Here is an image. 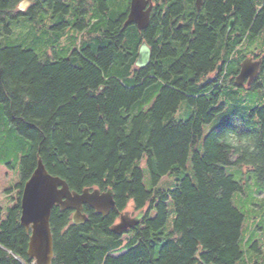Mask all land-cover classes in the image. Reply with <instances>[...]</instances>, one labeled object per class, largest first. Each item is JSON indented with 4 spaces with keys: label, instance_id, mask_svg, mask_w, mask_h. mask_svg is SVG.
I'll use <instances>...</instances> for the list:
<instances>
[{
    "label": "trees",
    "instance_id": "1",
    "mask_svg": "<svg viewBox=\"0 0 264 264\" xmlns=\"http://www.w3.org/2000/svg\"><path fill=\"white\" fill-rule=\"evenodd\" d=\"M22 1L0 0V35H10L12 24L23 18L59 20L53 27L58 31L75 20V27L83 31L91 26L81 24V17L89 15L96 26L105 16L106 28L98 44L64 57L0 45L1 111L30 143L21 160L18 201L6 219H0V264H34L27 256L30 234L20 224V200L38 159L71 191L111 190L115 202L107 216L84 206L87 220L81 225H73L72 210L54 207L51 264H237L242 259L244 218L232 199L243 186L224 167H241L264 180V107L248 112L242 122L212 131L203 153L195 145L204 125L226 108L220 99L236 87L227 81L234 64L239 70L241 61L251 56H237L239 46L264 30V0L259 6L253 0H204L202 13L192 20L195 33L189 35L190 28L176 33L168 44L160 42L159 52L154 22L143 32L125 26L129 9L117 15L115 0L92 5L57 0L49 4L47 14L40 0L20 12ZM231 20L235 24L230 33ZM143 42L156 60L138 69L134 63ZM128 61L134 67L130 85L113 75L115 66ZM209 75L215 81L208 82ZM202 79L206 83L200 84ZM257 82L249 90L260 88ZM157 89L152 107L132 116L133 107ZM184 102L195 114L175 123L171 116ZM255 120L258 127L244 128ZM191 151L192 175L179 179L188 170ZM143 158L153 187L169 175L177 178L176 187L146 190L139 167ZM168 201L174 204L176 218L167 233ZM129 208L143 211L140 224L122 235L113 234L110 228Z\"/></svg>",
    "mask_w": 264,
    "mask_h": 264
},
{
    "label": "rangeland",
    "instance_id": "2",
    "mask_svg": "<svg viewBox=\"0 0 264 264\" xmlns=\"http://www.w3.org/2000/svg\"><path fill=\"white\" fill-rule=\"evenodd\" d=\"M35 0H30V5ZM118 7L114 9V13L120 15L128 10L127 0H118ZM255 6H259L262 0H253ZM29 5V6H30ZM26 8V11L29 9ZM103 22L100 25H94L90 21L89 15L81 17V24H86L87 29L79 31L74 24L70 27L63 28L61 31L53 30L58 21H49L43 17L36 18L33 22L26 19H20L18 23L12 24L10 35H0V45L3 48L20 47L27 50H33L40 56H44L45 52H52L64 57L67 52L72 50H80L89 44H98L101 40L102 33L105 31V16L100 17ZM72 24L74 26L72 27ZM130 48V44H129ZM128 48V49H129ZM238 55H254L264 57V30L253 38H245L238 48ZM123 64V63H121ZM135 65V63H134ZM117 68V69H116ZM113 75L130 85L133 78L134 67L131 63L126 62L122 67L115 66ZM213 76V75H212ZM211 76V77H212ZM206 83L202 80L200 84ZM261 87L254 90L246 88H229L228 95L220 99V103L226 106L225 110L218 114L216 118L209 124L204 125L202 139L195 145V150L203 153V144L206 137L215 130H221L226 125H233L235 120L247 118L248 112L255 108L264 107V70L257 82ZM158 96V89L148 92L145 98L138 102L132 109L131 115L135 116L139 112H147ZM195 110L184 102L171 118L175 123L186 122L192 118ZM252 122L244 124L245 129H255L258 127ZM30 151V143L18 135L16 129L7 123L1 111L0 105V219H6L9 210L14 207L19 198V190L17 188L20 183V166L21 160ZM191 156L188 161L187 172L184 175H192ZM235 159V158H234ZM139 167L143 171V183L146 190L151 191H172L176 187V179L174 176L163 177L157 187H153L150 174L146 167V158L139 162ZM225 173L231 176L235 181L242 184V191L234 194L232 202L234 207L242 214L243 226L239 246L242 252V259L237 264H264V180L246 169L237 166L224 167ZM168 222L166 232L173 229L176 218L174 204L168 201ZM128 218L132 219L139 213L134 212L131 208L127 209ZM154 214V212H153Z\"/></svg>",
    "mask_w": 264,
    "mask_h": 264
},
{
    "label": "water",
    "instance_id": "3",
    "mask_svg": "<svg viewBox=\"0 0 264 264\" xmlns=\"http://www.w3.org/2000/svg\"><path fill=\"white\" fill-rule=\"evenodd\" d=\"M147 4V0H131L125 26L135 25L139 31L147 29L151 13V7L145 9ZM203 4L204 0H195L197 11H200ZM29 5L30 0H24L19 4L18 10L25 12ZM234 24V20L229 22L228 31L234 28ZM150 61L151 49L143 42L138 48L135 66L144 69L149 66ZM261 65L262 59H244L235 78V86L249 90L259 76ZM84 206L90 207L97 214L107 216L115 208L113 192H102L99 189H85L80 193L71 191L64 180L49 174L42 160L38 159L34 172L23 187L20 200V224L30 234L27 256L34 264H51L53 260L54 242L50 225L52 209L58 207L62 211L72 210L73 225H81L87 220L83 213ZM128 215H120L119 222L110 228L113 234L122 235L139 225L143 211L132 219Z\"/></svg>",
    "mask_w": 264,
    "mask_h": 264
},
{
    "label": "flooded vegetation",
    "instance_id": "4",
    "mask_svg": "<svg viewBox=\"0 0 264 264\" xmlns=\"http://www.w3.org/2000/svg\"><path fill=\"white\" fill-rule=\"evenodd\" d=\"M40 1L42 4L43 11L45 12L44 14H47L50 8L49 4H55L57 0H52V1L40 0ZM60 1L66 4H68L71 1H74L76 5H92V4H95V2L99 0H60ZM103 1H106V0H103ZM115 1L117 2L118 0H115ZM147 1H148V4L146 5L145 9H148L149 7H151L150 24L154 22L152 25L154 27L153 36L155 39V43L158 44L157 45L158 52L161 51V49L163 51V48H162L163 44H160V42L168 44L169 43L168 40H170L176 33L180 35L181 33H183V30L186 28L191 29L189 35H193L195 33V28L192 25L193 23L192 20H195L198 18V15L202 13L204 5L201 7L200 11H197L195 7V0H147ZM127 2H128V8H129L131 0H127ZM233 30L234 28L230 31V33ZM140 32H143V31H140ZM230 33H227V34H230ZM249 57L250 58L254 57L253 58L254 61L262 59V65L260 67L259 76L255 79V81H253L252 84H254L255 82L259 80L260 75L262 74L264 70V60L262 57L256 58V56L254 55L249 56ZM153 58H154L153 51L151 50V61L153 60ZM154 59L156 60V57ZM219 70H220V66L217 67L215 75L217 74ZM239 71H240V67L238 70V67L234 64L233 70L230 72V77L227 79L228 83L229 82L235 83V78L239 74ZM225 74H223V77ZM211 76L212 75H209L207 77L208 82L215 81V76L214 75L212 77Z\"/></svg>",
    "mask_w": 264,
    "mask_h": 264
},
{
    "label": "bare ground",
    "instance_id": "5",
    "mask_svg": "<svg viewBox=\"0 0 264 264\" xmlns=\"http://www.w3.org/2000/svg\"><path fill=\"white\" fill-rule=\"evenodd\" d=\"M149 24H150V23H149ZM133 26H135V25H133ZM135 27H136V26H135ZM136 28H137V27H136ZM145 30H146V29H145ZM143 31H144V30H143ZM253 58H254V57H253ZM143 215H144V213H143ZM142 218H143V217H142ZM137 226H138V225H137ZM137 226H136V227H137ZM134 228H135V227H134Z\"/></svg>",
    "mask_w": 264,
    "mask_h": 264
}]
</instances>
